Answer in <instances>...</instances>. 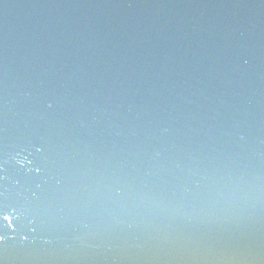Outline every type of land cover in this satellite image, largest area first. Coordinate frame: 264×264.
Here are the masks:
<instances>
[{"label": "water", "instance_id": "95a60500", "mask_svg": "<svg viewBox=\"0 0 264 264\" xmlns=\"http://www.w3.org/2000/svg\"><path fill=\"white\" fill-rule=\"evenodd\" d=\"M0 264H264V0H0Z\"/></svg>", "mask_w": 264, "mask_h": 264}, {"label": "snow or ice", "instance_id": "6c2138e0", "mask_svg": "<svg viewBox=\"0 0 264 264\" xmlns=\"http://www.w3.org/2000/svg\"><path fill=\"white\" fill-rule=\"evenodd\" d=\"M0 239H2V237H0Z\"/></svg>", "mask_w": 264, "mask_h": 264}]
</instances>
